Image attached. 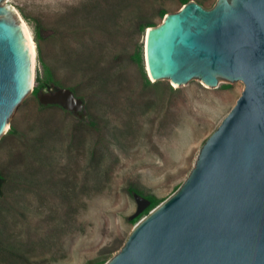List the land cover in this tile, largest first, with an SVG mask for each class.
I'll list each match as a JSON object with an SVG mask.
<instances>
[{
  "label": "rangeland",
  "instance_id": "1",
  "mask_svg": "<svg viewBox=\"0 0 264 264\" xmlns=\"http://www.w3.org/2000/svg\"><path fill=\"white\" fill-rule=\"evenodd\" d=\"M3 1L30 31L33 90L42 87L0 139V264H103L152 209L138 212L127 187L158 204L172 195L242 83L144 84L134 56L143 60L147 25L182 0ZM70 87L83 101L78 113L40 105L41 93Z\"/></svg>",
  "mask_w": 264,
  "mask_h": 264
},
{
  "label": "water",
  "instance_id": "2",
  "mask_svg": "<svg viewBox=\"0 0 264 264\" xmlns=\"http://www.w3.org/2000/svg\"><path fill=\"white\" fill-rule=\"evenodd\" d=\"M11 14L0 0V139L33 92L25 36ZM143 61L154 82L216 87L221 78L241 82V94L185 180L103 264H264V0H217L210 9L186 2L145 30ZM38 100L75 113L83 106L68 88ZM136 196L140 212L149 201Z\"/></svg>",
  "mask_w": 264,
  "mask_h": 264
},
{
  "label": "trees",
  "instance_id": "3",
  "mask_svg": "<svg viewBox=\"0 0 264 264\" xmlns=\"http://www.w3.org/2000/svg\"><path fill=\"white\" fill-rule=\"evenodd\" d=\"M183 1V3H182V5L183 4H185L186 2H188V0H182ZM199 4H201L202 6H203V4H204V2L205 1H207V0H196ZM161 14H163V17H164V15L166 14L165 12H163V11H161L160 12ZM148 27H151V26H154V24H152V23H150V24H148L147 25ZM147 27V28H148ZM143 28V27H142ZM37 37H38V35H36ZM134 58H135V62L138 64V66L140 67V73L142 74V78L144 79V84L146 85V84H150V81H149V79H148V76H147V74L145 73V71H144V65H143V60H142V58H141V56L139 55V54H135V56H134ZM41 61H42V63H44L43 62V60L41 59ZM57 86V85H56ZM42 86H40V84H38V87L37 88H35L34 90H33V94H36L37 92H38V90L41 88ZM93 87H95V86H93ZM101 86H96L95 88H94V90H98V91H100L102 88H100ZM70 90L74 93V94H79L78 93V89H76L75 87H70ZM81 96V95H80ZM82 98L83 99H85V97L84 96H82ZM41 105V104H40ZM42 106V105H41ZM54 106H58V105H54ZM60 106V105H59ZM61 109H64L63 107H60ZM13 132H15V128H14V126L13 125H11V127H10V129L8 130V132L7 133H13ZM37 141V140H36ZM33 148V150L32 151H35L37 148H36V146H35V144H31V149ZM4 182V179H3V177L2 176H0V188H1V186H2V183ZM127 191L131 194L132 192H135V193H137V194H139V195H141V196H144L143 195V193L142 192H140V191H134V189L132 188V186H129V187H127ZM146 198H147V200L149 201V205H148V209H150V208H153L154 206H156L157 204H158V201L156 200V198L155 197H153V196H145ZM94 264H99V262H97V263H94Z\"/></svg>",
  "mask_w": 264,
  "mask_h": 264
},
{
  "label": "bare ground",
  "instance_id": "4",
  "mask_svg": "<svg viewBox=\"0 0 264 264\" xmlns=\"http://www.w3.org/2000/svg\"><path fill=\"white\" fill-rule=\"evenodd\" d=\"M19 24L21 25V28L23 30L24 33V42L26 47L28 48V52H29V57H30V74H31V80H30V85L33 86L34 84V67H35V45L33 42V39L30 35V31L26 25V23L20 18L19 19Z\"/></svg>",
  "mask_w": 264,
  "mask_h": 264
}]
</instances>
